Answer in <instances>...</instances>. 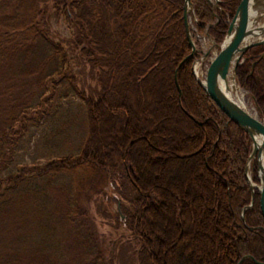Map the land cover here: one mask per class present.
Segmentation results:
<instances>
[{
  "label": "trees",
  "instance_id": "16d2710c",
  "mask_svg": "<svg viewBox=\"0 0 264 264\" xmlns=\"http://www.w3.org/2000/svg\"><path fill=\"white\" fill-rule=\"evenodd\" d=\"M191 1L197 32L221 44L240 0ZM184 5L0 0V264H107L86 204L105 183L132 206L119 210L138 264L264 261L261 194L247 208L251 139L193 75ZM51 17L72 29L95 93L79 88ZM263 49H247L235 72L262 120ZM43 126L33 147L46 142L44 161H27Z\"/></svg>",
  "mask_w": 264,
  "mask_h": 264
},
{
  "label": "water",
  "instance_id": "95a60500",
  "mask_svg": "<svg viewBox=\"0 0 264 264\" xmlns=\"http://www.w3.org/2000/svg\"><path fill=\"white\" fill-rule=\"evenodd\" d=\"M183 7V22L187 42L190 45V56H195L197 47L193 41L191 33L190 16L196 20L193 3L191 0H184ZM220 0H215L214 7H218ZM227 33L221 44H217L211 38L213 46L217 49V54L209 61V66L205 72V85L202 79L196 74L198 59L194 61L193 75L199 85H201L207 94L214 100L217 106L229 118L240 126L250 137L251 152L246 165V179L248 180L251 190V202L247 207L250 209L254 202L255 192L261 194V211L264 217V120L257 115H252L246 108L240 105L235 99L222 89V82L229 88V81H236V69L242 63L246 50L255 46L261 45L264 47V0H240L236 7L234 16L230 19ZM210 38V36L208 35ZM264 50V49H263ZM209 51L203 52L200 57L201 62L210 57ZM264 57V52L261 55ZM177 70L175 72V81L177 85ZM254 164L257 168V178L259 185L251 179V173L254 169ZM245 209L242 210V219L244 220ZM264 229V228H263ZM247 256L237 263L241 264ZM256 264H264V261L255 260Z\"/></svg>",
  "mask_w": 264,
  "mask_h": 264
},
{
  "label": "rangeland",
  "instance_id": "374dc122",
  "mask_svg": "<svg viewBox=\"0 0 264 264\" xmlns=\"http://www.w3.org/2000/svg\"><path fill=\"white\" fill-rule=\"evenodd\" d=\"M52 1L53 0H49V2ZM193 21L194 18L191 20L192 24L194 23ZM49 24L53 38L61 42L64 48L67 50L70 60V66L74 71L79 88L89 93H95V89L98 88L97 81L95 80V72L89 69L88 64L80 58L78 51L72 48V29L69 28V25L66 23L63 17H59V19L51 17V21H49ZM199 35V42L201 44L199 45L198 49L201 50V52L209 51V53L211 54L208 59L202 62L200 60V55L198 57V61L195 63L198 67L196 74L200 79L204 80L206 76V69L209 66V61L213 56L217 54V49L213 46L211 38L209 39L206 34ZM193 36L192 38L196 43L197 35L193 34ZM234 84L235 87L233 88L232 96L236 98V100H238L239 97H242L246 109L248 108L247 110L252 115L256 116L257 113L255 111V105L253 104V101L251 100L249 94H247L246 90H243L236 81H234ZM72 112L74 113V115L77 114L75 107L73 108ZM44 129L45 126H43L40 130H38L37 128L33 129V137L31 136L32 139L25 145L29 150L28 151L26 149L27 153L24 154V158L27 161L32 160L29 154L36 156V161H44L43 158H40V154L45 149L46 142L43 143L44 146L40 145L39 147H37L35 145L34 147L37 150H34L35 148L33 147V140L41 137V133L44 132ZM115 183L117 186H121V181L119 178L115 180ZM105 184L103 185V188L106 193L90 192L88 195L89 197L86 200V204L88 208H90L91 216L95 221V228L98 229L100 233L99 235L103 240V244L106 250V261H108L107 264H138V261L136 259L138 244L136 243L135 239L132 238L130 229L126 225V217L123 214H120L119 210V203L121 202L129 210H131L132 206H130V203L120 195L118 188L112 185H110V187H112L110 188ZM108 188H110V190H108ZM126 194L131 197V195L133 194L132 189L128 188V192ZM110 196H113L114 200H111Z\"/></svg>",
  "mask_w": 264,
  "mask_h": 264
},
{
  "label": "bare ground",
  "instance_id": "6f19581e",
  "mask_svg": "<svg viewBox=\"0 0 264 264\" xmlns=\"http://www.w3.org/2000/svg\"><path fill=\"white\" fill-rule=\"evenodd\" d=\"M198 64V63H197ZM202 82L204 83V85H205V81L204 80H202ZM222 84V89H224L225 90V92H227V94L228 95H230V97L232 98V99H235L236 100V98H234L233 96H232V92H233V88L235 87V84L233 83V81H229V84H230V86H229V88H226V84H224V82H222L221 83ZM240 105H242L244 108H246V106L244 105V100H243V98L242 97H239V99L238 100H236ZM147 108V107H146ZM248 109V108H247ZM251 173V172H250Z\"/></svg>",
  "mask_w": 264,
  "mask_h": 264
},
{
  "label": "built area",
  "instance_id": "2783aa9c",
  "mask_svg": "<svg viewBox=\"0 0 264 264\" xmlns=\"http://www.w3.org/2000/svg\"><path fill=\"white\" fill-rule=\"evenodd\" d=\"M195 30H196V29L193 27V32H195ZM199 34H200V33H199ZM199 34L195 32V35H197V37H196V41H197V42H199V40H200V39H199V37H200Z\"/></svg>",
  "mask_w": 264,
  "mask_h": 264
},
{
  "label": "flooded vegetation",
  "instance_id": "af4514ba",
  "mask_svg": "<svg viewBox=\"0 0 264 264\" xmlns=\"http://www.w3.org/2000/svg\"><path fill=\"white\" fill-rule=\"evenodd\" d=\"M207 29H205V31H206ZM195 32L196 33H198L199 34V32H197V30H195ZM206 32H204V33H200V34H205ZM200 41V40H199ZM199 43V45L201 44L200 42H198ZM196 58H198V56L196 57Z\"/></svg>",
  "mask_w": 264,
  "mask_h": 264
}]
</instances>
